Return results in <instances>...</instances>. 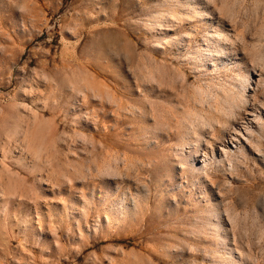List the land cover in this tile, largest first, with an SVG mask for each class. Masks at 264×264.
<instances>
[{
    "label": "rangeland",
    "instance_id": "1",
    "mask_svg": "<svg viewBox=\"0 0 264 264\" xmlns=\"http://www.w3.org/2000/svg\"><path fill=\"white\" fill-rule=\"evenodd\" d=\"M0 264H264V0H0Z\"/></svg>",
    "mask_w": 264,
    "mask_h": 264
},
{
    "label": "bare ground",
    "instance_id": "2",
    "mask_svg": "<svg viewBox=\"0 0 264 264\" xmlns=\"http://www.w3.org/2000/svg\"><path fill=\"white\" fill-rule=\"evenodd\" d=\"M185 1H187V0H185ZM192 1L199 2L200 0H191V2H192ZM188 3H189V2H188ZM211 45H212V44H211ZM212 47L214 48V52H215V54H214L213 56H215V57L218 56V53L220 52L219 49H217V46H216V45H215V46L212 45ZM233 102H234V101H233ZM232 107H233V106H232Z\"/></svg>",
    "mask_w": 264,
    "mask_h": 264
}]
</instances>
